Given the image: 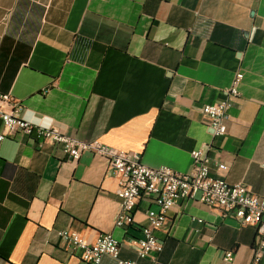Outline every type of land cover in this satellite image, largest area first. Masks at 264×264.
Returning a JSON list of instances; mask_svg holds the SVG:
<instances>
[{
  "label": "crops",
  "instance_id": "obj_1",
  "mask_svg": "<svg viewBox=\"0 0 264 264\" xmlns=\"http://www.w3.org/2000/svg\"><path fill=\"white\" fill-rule=\"evenodd\" d=\"M238 73L227 131L214 136L202 108L225 100ZM0 94L34 124L139 152L151 167L189 173L203 148L212 175L225 163L229 182L264 197V0H0ZM117 188L102 156L72 161L49 142L7 137L0 264H90L57 235L67 228L90 241L113 233L120 257L136 264L250 263L252 226L185 199L156 232V261L140 258L136 241L158 206L140 198L135 225L119 228Z\"/></svg>",
  "mask_w": 264,
  "mask_h": 264
},
{
  "label": "built area",
  "instance_id": "obj_2",
  "mask_svg": "<svg viewBox=\"0 0 264 264\" xmlns=\"http://www.w3.org/2000/svg\"><path fill=\"white\" fill-rule=\"evenodd\" d=\"M242 77V73L236 75L225 100L205 104L202 108L214 136H221L227 131L228 111L232 98L240 95L238 87ZM9 105L8 96L0 94V147L7 137L23 134L39 143L49 142L58 146L72 161H77L85 152L108 160L112 174L118 181L120 210L115 220L116 226L127 229L135 225L137 204L142 197L158 206L157 210H148L147 223L142 226L141 235L136 241L140 258L149 257L156 261L164 248L156 232L165 226L168 211L178 200L185 199L199 200L210 208L219 209L224 217H232L240 226H252L256 241L249 264H261L264 257V197L253 192L244 182H229L223 173L227 169L225 163L218 164L216 174L212 175L207 150H192L193 169L189 173L178 172L167 165L151 167L142 162L139 152L120 150L100 140H79L57 128L34 124L20 117L17 110ZM192 219L203 222L202 218ZM57 235L68 244L72 254L90 264H101L105 255L115 258L117 264H136L134 260L120 257V240L111 232L100 233L94 241L70 228L58 230ZM223 258L232 263L234 250H225Z\"/></svg>",
  "mask_w": 264,
  "mask_h": 264
}]
</instances>
